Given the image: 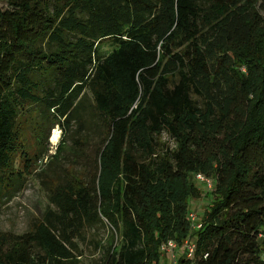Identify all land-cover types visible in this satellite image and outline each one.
I'll list each match as a JSON object with an SVG mask.
<instances>
[{"label": "trees", "instance_id": "obj_1", "mask_svg": "<svg viewBox=\"0 0 264 264\" xmlns=\"http://www.w3.org/2000/svg\"><path fill=\"white\" fill-rule=\"evenodd\" d=\"M57 125L71 170L33 230H0V264H86L88 239L92 264H160L170 240L177 264H264V0H0V196Z\"/></svg>", "mask_w": 264, "mask_h": 264}, {"label": "rangeland", "instance_id": "obj_2", "mask_svg": "<svg viewBox=\"0 0 264 264\" xmlns=\"http://www.w3.org/2000/svg\"><path fill=\"white\" fill-rule=\"evenodd\" d=\"M35 120L34 116L27 113L23 114L20 118L21 122V136L24 142H29L31 145L35 141L34 124L32 121ZM77 127H74V130ZM56 131L58 135H56ZM63 138V130L59 125L52 129L51 135L46 139V155L35 164V173L30 175L27 181L20 187L19 190L13 196H0V230L4 232H13L16 234H23L27 231L33 230L38 221L43 217L45 210L50 204L48 197V191L51 184L54 181L61 178H65L69 169V157L67 153H62V158L56 162H51L53 156L58 151V146ZM68 139V136H66ZM161 143L162 151L166 149L175 148V141L164 132L158 137ZM160 149V150H161ZM70 156V155H69ZM51 167H56L57 173L51 171ZM79 171L83 172L84 168L78 167ZM74 171V169H72ZM56 182V181H55ZM196 182L202 189L201 197H190L189 202V213L194 212L197 214L196 221L199 222L201 215L203 214L204 208L210 202V198L207 197L206 193L212 190L208 183L196 178ZM213 182V180H212ZM195 227V226H194ZM197 230V228H193ZM90 238H98L99 240H105V247L111 243L110 231L103 226H100L96 232L91 233ZM194 238V237H193ZM81 248L84 249L86 256L84 261L86 264H92V260H97L101 256V251H96L94 244L90 243V239L86 241H80ZM176 253H181L177 251ZM181 256V254L179 255ZM160 264H177L172 258L171 254H163Z\"/></svg>", "mask_w": 264, "mask_h": 264}, {"label": "built area", "instance_id": "obj_3", "mask_svg": "<svg viewBox=\"0 0 264 264\" xmlns=\"http://www.w3.org/2000/svg\"><path fill=\"white\" fill-rule=\"evenodd\" d=\"M196 178H198L199 180H202L206 183H208V186L212 189L213 188V182H212V179H209V178H206L204 175L202 174H197L196 175ZM189 217L192 221V224H193V228H199L201 227V223L200 221L197 222L196 221V217H197V214L194 213V212H190L189 213ZM195 226V227H194ZM181 248H183L185 250V254L187 256H192L193 252H194V248H195V242H194V239L193 237H188L183 245H181ZM161 249L167 253H173V255L176 256V252L178 251V249H180V245L174 241V240H170L166 243H164L161 247ZM174 256V258H175Z\"/></svg>", "mask_w": 264, "mask_h": 264}, {"label": "crops", "instance_id": "obj_4", "mask_svg": "<svg viewBox=\"0 0 264 264\" xmlns=\"http://www.w3.org/2000/svg\"><path fill=\"white\" fill-rule=\"evenodd\" d=\"M181 250H182V249H181ZM168 254H171V255H172V258L175 259V258H174L175 255H173V253H168Z\"/></svg>", "mask_w": 264, "mask_h": 264}, {"label": "bare ground", "instance_id": "obj_5", "mask_svg": "<svg viewBox=\"0 0 264 264\" xmlns=\"http://www.w3.org/2000/svg\"><path fill=\"white\" fill-rule=\"evenodd\" d=\"M56 135H58V132L56 131Z\"/></svg>", "mask_w": 264, "mask_h": 264}]
</instances>
